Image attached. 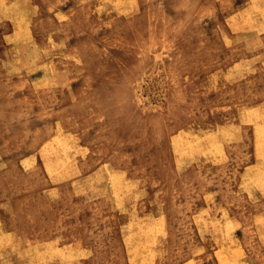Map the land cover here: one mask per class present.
I'll list each match as a JSON object with an SVG mask.
<instances>
[{
	"label": "rangeland",
	"instance_id": "obj_1",
	"mask_svg": "<svg viewBox=\"0 0 264 264\" xmlns=\"http://www.w3.org/2000/svg\"><path fill=\"white\" fill-rule=\"evenodd\" d=\"M0 264H264V0H0Z\"/></svg>",
	"mask_w": 264,
	"mask_h": 264
}]
</instances>
